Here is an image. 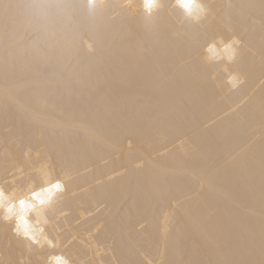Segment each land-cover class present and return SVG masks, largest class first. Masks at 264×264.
I'll return each mask as SVG.
<instances>
[{"label": "snow or ice", "instance_id": "obj_1", "mask_svg": "<svg viewBox=\"0 0 264 264\" xmlns=\"http://www.w3.org/2000/svg\"><path fill=\"white\" fill-rule=\"evenodd\" d=\"M222 8L229 11L221 15ZM255 9L264 66V0L226 6L198 0H0V110L6 132L0 141V264H264V147L259 159L250 156L225 177L212 168L146 162L133 150L145 136L167 141L183 135L186 121L169 117L170 101L183 87L208 92L242 84L248 56L255 55L249 34ZM122 31L136 47L124 46ZM22 67L31 72L23 84ZM116 79L134 80L140 103L121 105L119 93L108 87ZM50 110L62 118L53 121ZM260 112L264 144V101ZM67 131L83 134L88 147L66 154ZM125 143L120 170L114 169L123 182L99 193L95 211L71 224L66 197L81 166L92 170L98 152ZM188 151L195 155L199 149L193 144ZM146 163L161 167L165 179L139 175ZM175 175L199 192L215 190L222 179L243 186L249 214L241 220L239 201L233 200L215 219L213 259L157 261L138 239L145 219L162 210L164 233L175 227L177 244L183 240L177 214L182 202L166 179ZM83 251L91 258L79 259Z\"/></svg>", "mask_w": 264, "mask_h": 264}, {"label": "bare ground", "instance_id": "obj_2", "mask_svg": "<svg viewBox=\"0 0 264 264\" xmlns=\"http://www.w3.org/2000/svg\"><path fill=\"white\" fill-rule=\"evenodd\" d=\"M116 2V0H113ZM142 3V0H137ZM163 3H175V0H161ZM201 3L216 5L229 4H259L260 0H198ZM229 10L221 9V15ZM246 12L248 10H245ZM255 23L249 26L250 46L255 55L248 56L249 70L238 88L214 89L208 92L198 91L195 86L183 87L179 95L170 101L169 117L177 121H186V127L181 137H170L164 141L156 136H145L134 142V151L143 155L146 162L155 160L157 165L181 168L185 165L200 168H212L225 177L235 172L250 156L259 159L262 144L261 102L264 101V66L260 62V14L259 10H252ZM119 40L127 48H134L136 40L126 31H122ZM86 71V69H85ZM19 82H27L31 72L27 67L20 70ZM95 83V79L89 81ZM108 87L119 93V103L130 108L141 101L138 86L134 80L116 79L108 82ZM50 118L55 121L61 119L59 111L50 110ZM17 132L24 131L17 127ZM57 134L59 130H56ZM6 135L3 113L0 110V141ZM62 146L69 156L73 152L83 151L88 147V141L83 134L64 133ZM197 145L199 151L193 155L188 151L190 145ZM127 144L119 150L110 149L98 152L93 157L92 169L85 170L81 166L82 175L74 182L67 193V207L69 221L75 224V218L84 219L89 210L98 207L96 196L101 192L112 191L123 180L116 176L121 163L119 157L126 152ZM3 146L0 143V155ZM200 153H204L201 159ZM53 163L58 166L59 161ZM159 181L165 179L162 168L146 163V167L139 173ZM110 178L111 182H110ZM166 179L177 188L176 197L182 202L178 210L180 227L184 230L183 240L177 244L175 227L167 234L162 229L163 211L145 219V227L138 236L145 253L154 260H204L213 259L215 233L213 224L217 217L225 215V209H231L232 201L238 200L239 207L236 215L245 219L249 214V204L243 195L242 184L237 187L227 179H222L215 190L207 187L202 191H194L187 179L180 175L168 176ZM113 200L119 199V193L113 192ZM111 207L112 201L108 202ZM187 210V212L185 211ZM259 211V205H256ZM63 221V217H61ZM62 226H64L62 224ZM139 229V225H135ZM2 248V241H0ZM157 249L159 252H157ZM77 256L81 260H88L92 254L83 251ZM17 258H27L17 255ZM111 260L112 256H106Z\"/></svg>", "mask_w": 264, "mask_h": 264}]
</instances>
